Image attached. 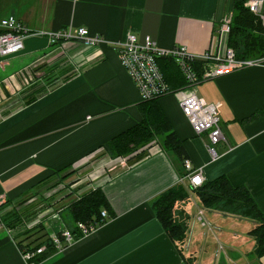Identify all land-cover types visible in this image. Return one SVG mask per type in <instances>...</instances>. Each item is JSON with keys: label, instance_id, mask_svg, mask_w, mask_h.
<instances>
[{"label": "crops", "instance_id": "0c3cea01", "mask_svg": "<svg viewBox=\"0 0 264 264\" xmlns=\"http://www.w3.org/2000/svg\"><path fill=\"white\" fill-rule=\"evenodd\" d=\"M232 4L233 0H0V19L13 16L29 30L85 27L89 35L106 40L97 50L99 56L88 63L74 60L82 47L80 39L50 45L44 34L27 35L20 51L0 54V264H26L27 246L22 245L36 237L41 241V233L26 239L40 226L47 233L55 230L54 223L46 227V216L32 229H25L20 217L21 212L28 218L42 210L38 207L48 189L39 182L50 177L49 184L55 183L57 172L64 177L57 203L64 204L54 207L67 224L69 205L96 187L106 197L110 218L71 245L47 249L38 264H188L195 247L172 242L150 205L165 189L188 183L180 180L183 168L173 153L150 140L133 154L152 152L132 165L102 164L110 158L104 144L140 119L136 85L111 45L133 33L140 43L148 36L160 48L184 46L199 57L214 48ZM227 35L218 45H227ZM200 62L202 79L195 92L216 110L222 133L214 145L216 155L208 150L206 133H194L174 95L159 97L158 104L183 141L192 168H201L206 180L224 175L232 185L245 186L264 214V63L203 78ZM94 157L99 159L91 166L75 168ZM173 208L187 221L190 242L199 239V212L206 220L201 230L208 235L216 234L213 223L229 220L205 210L191 190ZM237 225L228 231L232 239ZM226 250L231 258L243 254ZM225 261L232 262L227 258L218 264ZM253 264H264V255Z\"/></svg>", "mask_w": 264, "mask_h": 264}, {"label": "trees", "instance_id": "16d2710c", "mask_svg": "<svg viewBox=\"0 0 264 264\" xmlns=\"http://www.w3.org/2000/svg\"><path fill=\"white\" fill-rule=\"evenodd\" d=\"M245 1L246 0H233L227 45L233 48L236 57L239 59H257L264 57V27L262 26L259 16L251 12L248 7L245 6ZM158 63L164 80H166L171 89L184 86L186 82L185 78L171 57H161L158 59ZM201 65V62L198 60H195L192 64V67H194L199 77L201 76ZM157 99L158 98L140 101L137 104V108L140 111L139 121L107 141L103 146L104 153L110 158L132 154L156 136L159 139L161 148L164 151L173 153L179 164H181L183 168V175L181 176H184L186 173L183 161L188 158L183 141L172 129ZM147 154H150L148 149H143L127 159L132 164L141 160ZM55 174L58 178L56 182H61L62 180L60 179L64 177H60L59 172ZM49 179L50 177H47L39 183L40 186L44 185V188L48 189V192L45 191L42 197H47L51 200L47 203H41L38 207V211L40 208H42V210L46 208L53 210L57 207V200H59V198L61 199L60 191L62 188L58 187L52 192L57 183L49 184ZM189 190L196 194L203 208H208L210 210L221 209L230 213H241L253 219L256 225L247 233L255 241L252 253L257 259L264 255V214L256 205L253 196L245 186L232 185L224 175L217 176L210 180L204 179L195 187L190 186L189 183H187V185L178 183L165 189L150 200V205L158 222L172 242H179V244H181V241L185 238L186 221L184 218L175 215L173 207L176 202L187 199ZM18 200H16V203ZM74 200L75 201L68 207L70 216H68L67 219L70 221V224H67L66 221L63 220L61 215L62 212L61 210L59 211L64 224L70 227L74 233H78V229L74 226L76 221H91L97 219L99 218L101 209H109L106 197L102 190L97 187L92 190L90 189L87 193ZM37 214L25 218L24 212H21L20 219L23 225L27 222V219L38 217ZM48 214L49 213H45L39 218H43ZM37 241L38 237L28 241L27 244L22 246H27L34 250L43 242ZM53 248V245L49 241V243L46 244V250L48 249L47 251H50L53 250ZM46 250L36 258L39 259L43 257L47 252Z\"/></svg>", "mask_w": 264, "mask_h": 264}, {"label": "built area", "instance_id": "2783aa9c", "mask_svg": "<svg viewBox=\"0 0 264 264\" xmlns=\"http://www.w3.org/2000/svg\"><path fill=\"white\" fill-rule=\"evenodd\" d=\"M245 6L257 14L264 27V0H246ZM229 14L223 20L219 27L218 35L214 48L198 55L189 53L184 46H175L169 49L158 47L148 36H145L143 42H138L137 37L133 33H129L126 37L112 44V49L117 53L121 64L125 67L128 75L134 81L140 101L159 98L163 95L171 93L178 99L180 108L189 121L192 130L195 134L200 135L206 133L208 139V150L212 156L216 155L214 145L222 139V133L219 127V119L213 105L204 101L195 92V85L202 79L197 76L192 64L195 60L203 61L205 72L203 78L220 76L228 74L239 68L264 63V57L257 59H239L236 57L233 48L223 45H218L222 38L226 37L229 32L230 24ZM44 34L48 38L50 45L57 44L60 40L67 41L70 39H80L86 45L94 46L106 43V40L95 35H89L85 27H77L74 30L63 29L55 31H34L29 30L20 21H17L13 16L0 19V54L8 55L20 51L23 47V39L27 35ZM161 57H171L178 69L185 78L186 84L184 87L173 90L164 80L162 73L157 64V60ZM114 158L113 161L116 159ZM86 161V160H85ZM77 163L76 165H78ZM185 168L184 178L190 186H197L203 180L202 169H193L190 161H183ZM63 185H58V187ZM71 193V190H69ZM60 209L46 208L38 212V217L24 224L25 229H32L41 222L40 216L49 213L46 216V227L55 224V230L49 231L50 243L53 247L60 249L71 245L76 240L94 233L107 219L110 218L107 210L101 209L99 218L91 221H76L74 225L78 229V233H74L70 227H67L61 219ZM202 213L199 212L197 220L200 224L205 225ZM1 225V223H0ZM44 247L34 250L25 247L23 250V258L26 264H38L37 256L42 254Z\"/></svg>", "mask_w": 264, "mask_h": 264}, {"label": "rangeland", "instance_id": "374dc122", "mask_svg": "<svg viewBox=\"0 0 264 264\" xmlns=\"http://www.w3.org/2000/svg\"><path fill=\"white\" fill-rule=\"evenodd\" d=\"M35 35H38V34H35ZM102 44H105V43H102ZM102 44L87 47L86 45H84L82 43V47L77 52V54L75 55L74 60H78V62H80V63H86V62L88 63V62L93 61L94 59H96L99 56V52H97V50H99L98 48ZM111 47H112V45H111ZM88 48H93L95 50L85 53V51L88 50ZM169 94H171V93H169ZM151 140L153 141V143H155L159 147L161 146L159 143L158 137L155 136ZM151 152H152V150H150V153ZM133 155H134L133 153L127 154L125 156H121V158H118L115 161H113L114 158H105L102 161V164L106 163L108 166H111V165L114 166L115 164L120 165L121 163H123V165H124L123 167L130 166L132 164H131V162L128 161L127 158L131 157ZM90 159L91 158H89L88 161H85V159L80 161L79 164L75 166V168H77L79 166L82 167L83 165H86V163H88V165L91 166V164H93L99 158L94 157V159H92V160H90ZM125 159H127V160H125ZM97 177H98V175L96 176L94 174L92 178L95 179ZM180 180L182 182L184 181L185 184L187 183V179L184 177H181ZM63 182H64V180H63ZM75 182H74V184H75ZM59 184L62 185L61 183H57L54 187H57ZM53 191H55V190H52V192ZM46 192H48V191H46ZM43 199H44V201L43 202L41 201L42 203H47L51 200L47 197H43ZM57 202H59V201L57 200ZM58 204L56 206H60L61 204H64V201L62 203H60L59 205ZM54 209H56V208H54ZM204 209L206 210L208 208H204ZM204 211H203V214H204ZM211 213H213L214 215H225L226 217L229 218V220H227V221L215 222L219 226L220 231H218L217 225H215L214 223L212 224L213 229H215V233H216L215 235H213L211 232H209L210 233L209 235H208V232H203L201 229H203L202 226H205V225L200 224V222L197 221L196 223L200 224V227H201L200 229H199V227L195 228V233H197V234H198V232L200 233L199 239L190 242L189 228H188L187 221H186L185 238L181 241V243L187 242L189 245L195 247L193 254H190L187 257L188 264H218L221 259L226 260L227 258L232 260L231 263H229V262L227 263V261H225V263H227V264H240V263L253 264L254 260L257 259V257L252 253V250L255 246V241L247 233L251 228H253L256 225V222H254L253 219H251L250 217H247L241 213H230L228 211H224L221 209H211ZM186 214H187L186 216H188V213H186ZM196 215H197V212L195 211L194 213H192L191 216L195 218ZM202 217L203 216L201 215V219H202ZM204 221L206 222L205 219H204ZM231 223H233V224H231ZM236 223H238V225H237L238 229L235 232V235L237 237H236V239H232L233 236L229 232H231L230 229H233V231H235L234 227L236 226ZM40 233H41V241H43L41 243V245H43L44 250H46V244L49 243L50 236L48 234L49 232L47 233L45 231V229H43L42 226L35 229L34 234H32L26 240H30L34 235L40 234ZM42 235H44V236H42ZM220 237L222 238V240ZM38 247H36V248H38ZM226 248H229L231 250L232 249L233 250H239V251L241 250V252L243 251V254L239 253V255H232V258H231L230 255H228V251L226 250ZM241 248H243V249H241ZM219 252L222 254L218 255ZM191 255H193V256H191Z\"/></svg>", "mask_w": 264, "mask_h": 264}]
</instances>
